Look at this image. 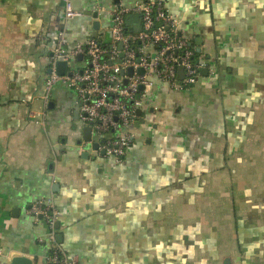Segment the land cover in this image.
<instances>
[{
  "label": "crops",
  "instance_id": "obj_1",
  "mask_svg": "<svg viewBox=\"0 0 264 264\" xmlns=\"http://www.w3.org/2000/svg\"><path fill=\"white\" fill-rule=\"evenodd\" d=\"M139 1L73 0L85 15L66 19L64 0H0V263L49 264V228L28 213L46 197L76 264H264V0H164L207 65L190 88L141 89L122 162L77 144L72 88L45 104L59 42L94 37L96 19L104 39L99 6Z\"/></svg>",
  "mask_w": 264,
  "mask_h": 264
},
{
  "label": "built area",
  "instance_id": "obj_2",
  "mask_svg": "<svg viewBox=\"0 0 264 264\" xmlns=\"http://www.w3.org/2000/svg\"><path fill=\"white\" fill-rule=\"evenodd\" d=\"M64 3L66 19L85 15L75 8L73 0H64ZM101 7V10L107 11L112 41L104 43L103 39L91 37L71 49H65L60 41L53 53L52 71L45 80L44 99L47 105L58 82L72 88L77 95L82 121L87 124L93 122V130L105 140L102 149L122 162L132 141L136 111L142 104L140 86H151L152 77L157 76L175 90L190 88L199 80L207 61L202 57L194 58L195 48L181 35L179 21L169 12L164 0ZM133 14L141 17L142 29L139 32L128 31L132 26L129 16ZM60 34L62 36L63 31ZM135 43L140 45L135 47ZM79 55L87 60L81 71H72L71 75L56 72L58 60H67L72 65ZM179 67H183V78L179 77ZM129 68L134 70L132 75L128 74ZM139 68L144 69L143 74ZM30 115L38 122L39 113L32 112ZM110 132L117 133L107 137ZM28 213L35 222L44 221L49 228L47 240L51 250L47 262L76 264V260L68 257L57 241L55 225L59 210L53 200L46 197L35 200Z\"/></svg>",
  "mask_w": 264,
  "mask_h": 264
},
{
  "label": "water",
  "instance_id": "obj_3",
  "mask_svg": "<svg viewBox=\"0 0 264 264\" xmlns=\"http://www.w3.org/2000/svg\"><path fill=\"white\" fill-rule=\"evenodd\" d=\"M88 14H91V12H88ZM93 17L97 18V13L93 14ZM129 21L130 23H132V26H130L128 28V31L132 32V31H141L142 29V24H141V17L138 14H133L129 16ZM93 29H94V37H97L98 35V30L100 29V21L99 20H94L93 22ZM112 41V33L111 30H106L104 32V39L103 42L107 43V42H111ZM122 47V45H121ZM198 52H200V48H198ZM83 56L79 55L78 59L82 60ZM71 64H69V62L67 60H58L56 62V72L59 75H63L68 73L69 75L72 74V71L69 70ZM128 74L132 75L133 74V68H129L128 70ZM139 72L140 73H144V69L143 68H139ZM184 75V71H183V67H179V77L183 78ZM125 83H127V80H125ZM141 89H144L145 86L141 85L140 86ZM112 97V96H111ZM142 113L141 109H137L136 114L138 116H140ZM76 120L80 122V125L77 124L75 126V128H78L81 130L82 132V138L78 140L77 144L81 145L83 143H90L91 147L95 150H98L100 148V144H103L105 142L104 139H102L100 142L96 141V139L93 136V122L90 123H86L85 121H82L81 119V115H80V108L78 107V109L76 110ZM85 156L88 157L89 153L85 152ZM103 155H105V150L103 149L101 152ZM56 227L59 226V223L56 222ZM58 240H61V235H58ZM10 264H34L33 260L27 256H23V255H19V256H15L12 258L11 263Z\"/></svg>",
  "mask_w": 264,
  "mask_h": 264
},
{
  "label": "rangeland",
  "instance_id": "obj_4",
  "mask_svg": "<svg viewBox=\"0 0 264 264\" xmlns=\"http://www.w3.org/2000/svg\"><path fill=\"white\" fill-rule=\"evenodd\" d=\"M237 181L239 182V184H240V182H241V183L244 182L243 179H241V176H240V175H238V177H237ZM247 181H248V180H247ZM249 181L251 182V181H253V180L250 179ZM223 187H224V186H223ZM224 195H225V194H224ZM226 200H227V199H226ZM228 208H229L228 206L224 207V208H223V212L226 213V212L228 211Z\"/></svg>",
  "mask_w": 264,
  "mask_h": 264
},
{
  "label": "trees",
  "instance_id": "obj_5",
  "mask_svg": "<svg viewBox=\"0 0 264 264\" xmlns=\"http://www.w3.org/2000/svg\"><path fill=\"white\" fill-rule=\"evenodd\" d=\"M135 45V47H138L140 44L139 43H135L134 44ZM192 46V45H191ZM193 47V46H192ZM194 52H195V54H194V58H198V57H200V52H197L195 49H194Z\"/></svg>",
  "mask_w": 264,
  "mask_h": 264
}]
</instances>
